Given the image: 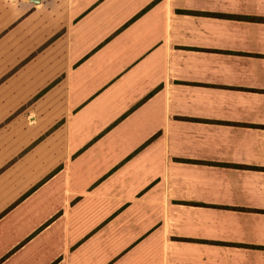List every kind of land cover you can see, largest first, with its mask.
<instances>
[{
    "label": "crops",
    "instance_id": "crops-1",
    "mask_svg": "<svg viewBox=\"0 0 264 264\" xmlns=\"http://www.w3.org/2000/svg\"><path fill=\"white\" fill-rule=\"evenodd\" d=\"M0 264H264V0H0Z\"/></svg>",
    "mask_w": 264,
    "mask_h": 264
}]
</instances>
